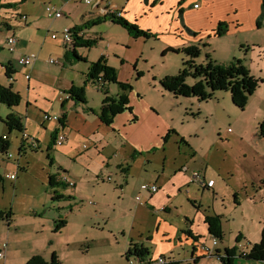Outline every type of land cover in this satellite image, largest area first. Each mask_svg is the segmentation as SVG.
Here are the masks:
<instances>
[{
	"label": "crops",
	"instance_id": "0c3cea01",
	"mask_svg": "<svg viewBox=\"0 0 264 264\" xmlns=\"http://www.w3.org/2000/svg\"><path fill=\"white\" fill-rule=\"evenodd\" d=\"M29 1L23 0L20 2L19 0L18 3L14 4L12 2V4L16 6L15 8H19L18 18L20 25L25 27L29 25V27L38 29L40 17L32 9L26 7ZM36 1H38L40 6L44 3H53L52 6L62 11L63 17L67 15L69 19L64 29L72 30V28L80 26L87 21L103 17L110 13L109 10L113 8L128 22L136 23L141 30L149 31L154 37L150 39L159 38L163 42L161 55L169 49L181 50L190 46H197L199 48L202 47L203 52L209 56L210 60L218 64L224 65L239 59L252 77L262 80L254 92V97L256 96L259 101L264 103V15L261 17V0H98L89 6L76 0ZM22 16L26 17V21L21 20ZM220 23L227 25V31L223 36L218 37L215 33ZM5 27L7 30L2 34L1 40L3 43L0 44V55L1 51L6 48L5 41L7 37L14 35L18 42L14 52L9 53L11 56H3V63L7 62L10 67V78L5 76L6 84H0L3 87L10 85L11 75L14 72L23 71L24 76L29 75V80L24 78L29 82L32 73L35 71L34 65L30 69H24L17 67L15 63V59L18 56L32 55L29 54L31 48L28 45L33 40L32 36H29L30 40L23 39L22 31H20L21 38H18L15 35L16 29L14 26L9 23ZM80 35L84 39L87 38L83 32ZM103 39L105 38L102 35L95 38L96 44L100 42L108 52L101 53L100 57H104L108 66L117 69V71L119 69L123 70L122 73L117 75L119 82L131 84L134 80L139 81L145 76H150V56L142 52L134 53L128 62L123 60L120 63L119 49L123 46L115 43V47L112 49L110 47L111 41L108 40L105 43ZM124 40L126 45H130L135 42L134 40L137 42L144 39L131 38L126 33ZM77 51L78 49H76ZM168 54L175 53L167 52L164 56ZM194 62L199 65L205 63L206 59H195ZM60 64L61 70L59 72H70L76 65V63L70 61L68 63L69 68L65 69L62 59ZM86 65L88 68V62H86ZM253 65H256L257 69L253 68ZM87 68L83 74L84 81ZM163 76H167V74ZM163 76H158V78ZM64 84L68 87L72 85L71 82L70 84L68 82ZM109 85H105L108 92L110 91ZM84 87L85 103L77 102L70 98L65 99V96L57 98L59 107L54 116L61 118L62 114H64L66 117L65 126L62 128L58 122L53 124L54 121H52L46 128L49 138L48 140L46 138L43 145L45 157L49 155V159L46 157L48 165L43 164L41 166L38 178L44 187L48 186L49 177L55 179L53 183L56 186L52 189H55L54 191L58 196L63 197L59 199V203H66L67 205L72 201L75 207L76 201L80 200L81 196L85 193L87 195L90 190L93 192L94 184H103L104 182H113L116 189L121 191V194L128 192L130 180L135 174L137 163L139 166L144 164V162L150 165L151 153L162 151L163 155H166L167 142L169 143L174 139L176 144H182L190 151L191 159H189L188 164L183 162L176 165V168L174 165L173 171L166 182H162L159 176L154 180H151V178L147 180V185H155L157 187V191L154 193L145 192L146 195L143 201L151 212L155 211L160 214L157 216L153 235L146 238V242L149 245L153 244L155 248L150 247L149 249L141 239L138 242H134L133 239L129 238L124 256L130 244H137L147 248L149 254L143 261L134 256L125 257L126 261H130V258L133 257L138 262L148 263L158 257L165 258L167 256L166 259L171 262L170 264H179V261L175 259L172 261L168 257L172 255L171 253L175 248L191 245L190 263L209 264L206 257L211 253L217 258L223 257L225 249L235 248V253L231 257V264H243L242 261L247 262V264H264L259 261L246 260L242 256L243 252L248 253L251 246L260 241L261 232L264 228V153L251 150L249 142L242 141L241 134H236L233 130L230 131L228 129L223 135L218 148L222 151L224 159L228 160L229 163L228 165L217 166L215 170L216 177L210 178L207 175L209 160H202L200 167L203 170H195L198 168V151L190 142L194 132L177 128L174 120L171 121L166 114H161V105H158L159 108H157L149 104L139 93H135L132 89L127 93L131 113L124 111L116 115L112 124L107 126L100 122L98 118L103 95L100 97L99 104L92 105L87 96L90 87H88V84L83 86V89ZM119 94L120 91L111 97L115 98ZM183 99L187 100V102H193L195 98ZM200 103L197 101L198 106L196 107L199 114ZM29 106L30 101L28 99L26 108L28 109ZM17 115L21 117L18 112ZM184 118L181 117V121H184ZM263 119L264 104L258 107L256 113L251 114V120L254 121L257 128ZM21 123L23 131L27 133L26 131L29 130L28 124L22 118ZM257 128L255 133L259 137ZM56 132L63 133L65 140L61 145L51 146L50 148L51 136ZM30 133V138L32 136L37 138L35 132ZM165 136H168L166 142H164ZM32 139L36 141L34 138ZM181 140L183 141L182 143ZM14 142H16L15 148L18 158H22L27 150H31L23 144L20 135L15 138ZM10 144L9 141L8 150ZM258 144L259 142L256 143V145ZM180 147H177L179 153ZM210 149L212 150V147ZM33 150H42L39 142H37V149ZM1 156L0 174L6 184L4 185L3 183L2 188H0V211L6 212L12 211L15 203L16 188L21 186L23 182V179L19 182L17 175L13 180L9 177L14 175V168L18 171L23 170V174H25L26 169H20V165L15 159L12 161L16 167L14 163H10V160H7L3 155ZM163 158L162 166L165 165L167 157L163 156ZM128 161L132 164L129 165ZM111 163L121 174L118 183L114 179L116 172L112 176L109 172ZM122 163H125V166ZM10 164L13 167L7 168ZM1 167L6 169L1 172ZM194 174L198 175L200 183L193 180ZM61 175H65L72 180L74 186L68 187L65 184L57 183L56 181ZM209 180L213 181V185L210 188L205 185ZM193 183H195V188H197L195 198L191 196V185ZM139 192H143L140 187ZM180 192L184 193L188 202L194 203L193 207L195 209L191 211L190 216L183 214L181 225L173 227L170 224L167 225L164 219L170 215V207L174 205V201ZM240 195H243V198H239ZM230 198L231 202L229 201ZM136 200L140 202L139 197ZM244 202L249 204L247 206L248 212L244 209ZM174 209L177 212L176 208ZM250 212H252V215H250ZM38 213L32 212L31 222L26 224L32 225V231L35 235L41 234L43 231L50 235L49 238L48 236L43 238L44 241L45 239L49 241L48 244H45L46 246L40 244L38 246L25 247L24 249L21 248L13 239L14 237L12 238L18 231L13 224V217L10 222L0 221V225L3 226L4 224L6 228L3 234L0 227V232L2 233H0V245L2 243L6 245V261H9L10 257L13 256L23 264L31 257L38 256L48 262L51 254H55L57 259H59L60 253L53 247L54 241L51 236H59L69 227L70 223L65 219L56 221H65V225L55 233L56 222L52 223V225L44 224L43 221L48 222V220L38 216ZM214 216L220 218L222 238H217V244L212 246L211 239L216 237L209 233L205 218ZM78 230H80V227ZM182 232H189L191 236L197 237V240L194 241L190 237L185 239L184 236L186 234H182ZM226 233H229L228 237H226ZM27 235L28 232L25 230L21 234L22 238ZM200 245L209 248V252L202 251ZM14 250L17 252L13 253ZM5 259L3 264H6Z\"/></svg>",
	"mask_w": 264,
	"mask_h": 264
},
{
	"label": "rangeland",
	"instance_id": "374dc122",
	"mask_svg": "<svg viewBox=\"0 0 264 264\" xmlns=\"http://www.w3.org/2000/svg\"><path fill=\"white\" fill-rule=\"evenodd\" d=\"M2 2L8 4H12L13 2L15 4L19 0H3ZM52 4L44 3L40 6L36 0H30L26 4V7L32 9L40 17L38 29L29 27V25L26 27L20 25L18 18L19 8L0 9V44L3 43L1 40L2 34L7 30L5 25L10 23L15 27V35L18 38H21L20 31H22L23 39L30 40L29 36H32V42L27 43L31 48L29 54L37 56V60L34 63L35 71L32 73L29 82L24 79L23 71H16L11 75L9 86L12 85L11 88L13 87V91L20 97V103L16 109H9L0 103V137L3 134H9L3 123L7 114L18 112L23 121L28 124L29 130L26 131V134L31 136L30 132H35L37 138L33 136L32 138L39 142L40 148H42L41 151L27 150L22 158H18L15 148L16 142L14 141L19 133L13 131L9 135L11 144L8 154L12 155L10 163L13 164L12 160L15 159L20 165V169H26L25 174L27 173L25 175L23 174V170L18 171L14 168V176H18L19 182L23 179V182L21 186L16 188L15 193V203L12 212L14 213L13 224L18 231L12 238L14 237L15 242L23 249L25 247L48 244L49 241H46V239L44 241L43 238L47 236L49 238L50 235H47L44 231H41V234L35 235L32 231V225L26 224L27 222H31L32 212H39L38 216L48 220V222L43 221L44 224L52 225V223L63 219L70 223L69 227L59 236H51L54 241L53 247L60 253V257L57 259L59 264H137L138 261L133 257L128 262L125 259L124 253L127 249V242L129 238L133 239L134 242H138L141 239L149 249L150 247L155 248L153 244L149 245L146 242V238L153 235L157 216L160 215L159 212H151L146 203H143L146 194L145 192H139V187L140 185L147 184L148 179L154 180L157 176H159L162 182H166L173 171V166L175 165L176 168V165L183 162L188 164L191 154L182 144H176V140L172 139L169 143L167 142L166 155H163L162 151L151 153L150 165L144 162V164L139 166L137 163L135 174L130 180L128 192L121 194V191L116 189L113 182H104L103 184H94L93 192L90 190L87 195L85 193L81 196L80 200L76 201L75 207L72 201L66 205V203H59L60 200H51L55 189L47 185L46 187L42 186L38 178L41 166L43 164L48 165L43 143L46 138L47 140L49 138L46 132L47 125L52 123V121L43 122L42 114L54 116L59 107L57 98L59 96H66V92L71 87H83V74L87 68L86 63L79 62L72 68V71L59 72L61 70L60 61L66 49L70 47V45L66 46L64 44L60 36V33L66 28L65 24L69 17L66 15L60 20H53L46 12V7L52 6ZM109 11L114 12L117 10L111 8ZM83 33L87 36L86 39H95L97 36L100 37L102 35L106 39H103L105 43L108 40L111 41L110 47L112 49L115 47V43L121 44L123 47L119 49L120 63L123 60L128 62L134 53L142 52L150 56V76H145L139 81L134 80L130 86L135 93H139L149 104L157 108H159L158 105H161V114H166L171 121L174 120L177 128L194 132L190 142L198 151V168L195 170H203L200 167L202 160H209L207 175L210 178H215L217 166L228 165L229 161L224 159L222 151L218 148L220 147L218 145L223 135L228 129L230 131L233 130L236 134H241L242 141L249 142L251 150L264 153V138L257 137L255 133L257 127L254 121L251 120V114L256 113L258 107L264 103L259 101L256 96L254 97V93L248 98L243 110H240L233 105L228 92H217L210 100L200 103L199 114L196 108L198 106L197 100L194 99L193 102H187L182 97L175 98L172 94L164 91L159 84L160 80L164 78L163 75L173 76L178 73L181 68V61L184 59L183 54L162 56L161 47L163 42L159 38L144 39L137 42L134 40L133 44L126 45L124 43L126 31L109 21L102 22L93 27H86L83 29ZM52 34H55L58 38L52 40ZM103 46V44L98 42V44L90 48L78 49L77 53L86 62L94 63L100 58V54L107 50ZM203 51L201 47V52L197 59H206L207 55ZM3 56H11L7 47L1 51L0 55V84H6L7 82L5 79V66H7V62L3 63ZM49 60L59 63L50 65L48 63ZM64 67L68 69L69 64L66 63ZM253 68L257 69V66L253 65ZM115 72L119 75L123 70L119 69L117 71L115 69ZM158 76L163 77L158 78ZM195 81L192 78H187L186 84L192 85ZM65 82H68V84L71 82L72 85L68 87L64 84ZM88 87L90 88L87 96L89 97L90 104H99L100 97L102 96L99 88L92 84H88ZM109 89L108 93L110 96H115V94L119 93L117 85L110 84ZM28 99L30 106L27 109L26 103ZM181 117H185L184 121H181ZM55 123L53 122V124ZM258 142L259 144L256 145ZM177 145L181 146L180 153L178 152ZM211 147L212 150L210 149ZM163 156L167 157L164 166H162ZM1 158L2 156L0 155ZM3 161L5 160L3 159ZM11 164L7 168L13 167ZM128 164L131 165L132 163L128 161ZM122 165L125 166V163H122ZM5 169V167H1V172ZM181 169L183 170V168ZM109 172L111 176L116 172L114 179L118 183L121 174L115 169L113 163H111ZM191 187V196L195 198L197 194L195 183ZM137 197H139L140 202L136 200ZM239 198H243V195H240ZM229 201L231 202V198ZM70 204L72 205L70 206ZM193 204L185 199L183 192L178 193L174 205L170 207V215L164 219L166 224H170L173 227L180 226L183 214L190 216L191 211L195 209ZM247 206L249 204L244 202L246 212H248ZM174 208H176L177 212L174 211ZM250 215H252V212H250ZM0 227L4 234L6 230L4 224L3 226L0 225ZM79 227L80 230H78ZM24 230L28 232V235L22 238L21 234ZM228 235L229 233H226V237ZM184 237L188 239L186 235ZM190 246L175 248L171 253L172 255L168 258L172 261L174 259L179 261V264H194L189 261ZM14 252L17 251L14 250ZM32 258L23 264H27ZM206 258L209 264H221L220 260L213 253ZM4 259H0V264H3ZM20 262L13 256L10 257L9 261L5 259L6 264H21ZM242 263L247 264L245 261H242Z\"/></svg>",
	"mask_w": 264,
	"mask_h": 264
},
{
	"label": "trees",
	"instance_id": "16d2710c",
	"mask_svg": "<svg viewBox=\"0 0 264 264\" xmlns=\"http://www.w3.org/2000/svg\"><path fill=\"white\" fill-rule=\"evenodd\" d=\"M3 0H0V9H11L16 6L13 4L3 3ZM23 1V0H21ZM261 17L264 15V0H261ZM111 21L113 24L123 28L126 33L132 38H143L150 39L154 38L149 31L141 30L136 24L128 22L123 18L120 13H111L104 15L103 17H98L91 21H87L84 24L72 28L73 33V42L70 44V47L66 49L62 58V64L69 63L70 61L74 63L86 61L80 57L76 49L79 48H90L96 44L95 39H84L81 35L83 29L86 27H93L102 22ZM227 31V25L225 23H220L216 30V35L218 37L223 36ZM69 46V45H67ZM167 52L170 53H181L184 56V59L181 62V68L176 75L173 76H164L159 82L161 88L172 94V96L182 97V98H195L198 102H205L210 100L213 95L217 92H228L230 94L231 102L235 107L240 110H243L245 107L248 98L255 92L259 84L262 82L260 79H255L252 77L248 69L243 65L242 61L235 59L227 64H218L210 60L209 56H206L205 64H195L194 60L197 59L200 55L201 48L197 46H190L181 50L169 49L162 53L164 56ZM10 67L5 66V76L10 78L9 69ZM192 78L195 81L194 84H186V79ZM93 84L97 86L100 90V93L103 95L101 108L98 113V118L100 122L109 126L112 124L113 118L124 112H130L131 108L128 105L127 93L131 91L130 84L121 83L117 80V74L115 69L108 66L104 60V57H100L97 62L88 63L87 73L85 75V81L83 86L87 84ZM114 84L117 85L120 91V94L113 98L108 95V91L105 85ZM67 96L77 102L85 103L84 98V89L71 87L67 92ZM0 103L5 105L9 109H14L20 103V97L16 92H14L11 86L3 87L0 86ZM65 115L62 114L61 118L58 119L60 127L65 126ZM135 118V117H134ZM8 133L16 131L17 133L23 132V125L21 123V117L17 113H9L3 121ZM173 132V131H170ZM60 132H56L51 136V146L56 145V137ZM257 134L260 138H264V119L258 125ZM169 136V135H168ZM164 137V142L167 141V137ZM36 144L37 142L34 141ZM183 141L181 140V143ZM25 144V143H23ZM28 149L33 150L29 145H25ZM9 144H6L0 154L8 151ZM37 149V145L36 148ZM49 150V148H47ZM49 159V155L46 156ZM55 179L49 177L48 186L54 188L56 185L53 183ZM57 183H60L56 181ZM4 183L3 176L0 175V188H2ZM63 197L58 196L56 192H53L51 196L52 200H59ZM68 198V197H66ZM13 217L12 211H0V221H9ZM205 223L208 226V231L212 236L221 239L222 231L220 226V218L218 216L206 217ZM65 225V221H59L55 223L54 232H58ZM186 234L187 237L192 238L196 241L197 237L191 236L189 232H182ZM225 255L223 257H218L221 264H231V257L235 253V248L225 249ZM149 251L147 248L137 245L130 244L125 257L134 256L139 260H142L147 257ZM246 260L259 261L264 263V228L261 232V239L258 243L251 246L248 253L243 256ZM27 264H59L57 256L51 254L50 261L44 262L41 257L35 256L28 261Z\"/></svg>",
	"mask_w": 264,
	"mask_h": 264
},
{
	"label": "built area",
	"instance_id": "2783aa9c",
	"mask_svg": "<svg viewBox=\"0 0 264 264\" xmlns=\"http://www.w3.org/2000/svg\"><path fill=\"white\" fill-rule=\"evenodd\" d=\"M76 1L81 2L84 5L89 6V5H92L94 2H96L98 0H76ZM126 1H128V0H126ZM46 12L54 20L61 19L64 16L62 11L57 9V8H55L54 6H47L46 7ZM111 13L114 14V13H117V12L114 11V12H110L108 14H111ZM21 20L22 21H26V17L22 16ZM78 35L80 36V34H78ZM60 36H61V39H62V41L64 42V44L66 46L70 45L73 42V33H72V31L70 29H64L60 33ZM57 38L58 37L55 34L51 35V39L52 40H56ZM17 42H18V40H17V38L14 35L7 37L5 43H6V47H7L9 53H13L14 52V48H15ZM36 60H37V56L36 55H21V56H18L15 59V63L17 65V67H19V68H24V69H28L29 68L30 69V68L33 67V65L36 62ZM48 63L50 65H53V64H58L59 62L53 61V60H49ZM24 78L26 80H29V75H25ZM65 99H69V97L65 96ZM42 119L45 122H48V121L58 122L59 118H57L55 116H50L48 114H43ZM19 135H20V138H21L22 142L25 143V145H29V147L32 148V149L36 148L37 144L24 131L19 133ZM64 140H65L64 134L63 133H59L57 135V137H56V145H58V146L61 145ZM6 144H9V138H8L7 134H3L0 137V153H1L2 148ZM1 155H3L7 160H10L12 158V155L8 154V151L7 152L5 151L4 154H1ZM9 178L11 180H13V179H15V176L11 175ZM192 178H193V180L195 182H199V183L201 182L200 180L198 181V175L197 174H194ZM57 181L62 183V184L67 185L68 187H73L74 186V182L72 180H70L65 175H61L58 178ZM205 185H206V187L210 188L213 185V181L209 180V181H207V183ZM140 190L143 191V192H152V193H154V192L157 191V187L155 185L143 184V185L140 186ZM216 244H217V238H212L211 239V245L215 246ZM200 248H201L202 251L209 252V248H207L204 245H200ZM5 250H6V245L4 243H2L0 245V259H4ZM245 254H246V252H243L242 256H245ZM170 263L171 262L168 261L164 257H158L156 260H153V261L148 262V263L147 262H140V264H170Z\"/></svg>",
	"mask_w": 264,
	"mask_h": 264
}]
</instances>
